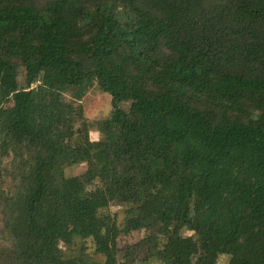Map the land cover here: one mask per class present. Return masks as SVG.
Instances as JSON below:
<instances>
[{
  "label": "trees",
  "instance_id": "1",
  "mask_svg": "<svg viewBox=\"0 0 264 264\" xmlns=\"http://www.w3.org/2000/svg\"><path fill=\"white\" fill-rule=\"evenodd\" d=\"M42 81L98 84L112 106L79 147L95 169L48 189L82 114ZM0 178L17 183L0 189V264H90L63 247L101 231L113 195L131 201L122 233L150 231L133 262L183 229L197 253L167 264H219L238 233L264 245V0H0Z\"/></svg>",
  "mask_w": 264,
  "mask_h": 264
},
{
  "label": "rangeland",
  "instance_id": "2",
  "mask_svg": "<svg viewBox=\"0 0 264 264\" xmlns=\"http://www.w3.org/2000/svg\"><path fill=\"white\" fill-rule=\"evenodd\" d=\"M19 85L28 89L26 83V69L20 68ZM44 87L45 100L47 103L56 105L64 99L74 100L75 106L82 114V121L66 123L59 133L64 140L58 147L60 155L55 156L56 176L45 184L51 188L64 179L76 176L95 169V164L85 154H81L79 147L85 141L95 142L101 139L99 131L101 119L111 117L112 106L111 96L103 93L100 86L95 84L88 91H85L86 84L69 88L49 86L41 82ZM36 89L34 88V92ZM61 98V99H60ZM75 98V99H74ZM80 105V106H79ZM107 179L97 181L94 187L108 184ZM16 181L10 178H0V189L13 191L16 188ZM75 199H62L57 206L46 208L45 212L56 211L63 208ZM131 208V201L126 196H112L111 202L106 209L100 210V218L103 221L101 231L87 238H76L74 244L63 247L66 257H75L84 254L88 257L90 264H106L110 256H113L115 264H145L133 262L131 254L138 248L146 249L149 230L122 233L125 212ZM209 216L217 219L222 230L227 229V215L210 211ZM170 244L169 248L165 246ZM138 247V248H137ZM232 254L223 255L219 264H250L257 259L264 260V245L249 241L241 233L235 234V240L231 244ZM197 253V235L187 229H183L177 237L161 238V244L156 257L147 264H167V261L177 255H195Z\"/></svg>",
  "mask_w": 264,
  "mask_h": 264
},
{
  "label": "bare ground",
  "instance_id": "3",
  "mask_svg": "<svg viewBox=\"0 0 264 264\" xmlns=\"http://www.w3.org/2000/svg\"><path fill=\"white\" fill-rule=\"evenodd\" d=\"M103 92V91H102ZM104 93V92H103Z\"/></svg>",
  "mask_w": 264,
  "mask_h": 264
}]
</instances>
